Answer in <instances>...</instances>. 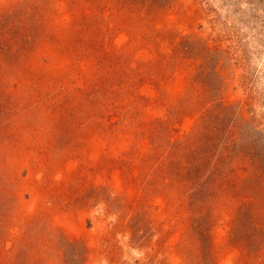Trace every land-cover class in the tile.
<instances>
[{"label": "rangeland", "instance_id": "obj_1", "mask_svg": "<svg viewBox=\"0 0 264 264\" xmlns=\"http://www.w3.org/2000/svg\"><path fill=\"white\" fill-rule=\"evenodd\" d=\"M0 264H264V0H0Z\"/></svg>", "mask_w": 264, "mask_h": 264}]
</instances>
